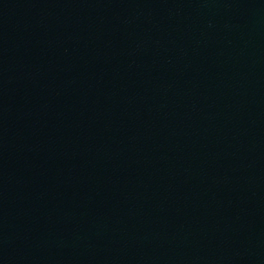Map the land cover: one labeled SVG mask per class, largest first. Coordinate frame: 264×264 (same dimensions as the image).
Here are the masks:
<instances>
[{
	"label": "water",
	"instance_id": "1",
	"mask_svg": "<svg viewBox=\"0 0 264 264\" xmlns=\"http://www.w3.org/2000/svg\"><path fill=\"white\" fill-rule=\"evenodd\" d=\"M0 264H264V0H0Z\"/></svg>",
	"mask_w": 264,
	"mask_h": 264
}]
</instances>
